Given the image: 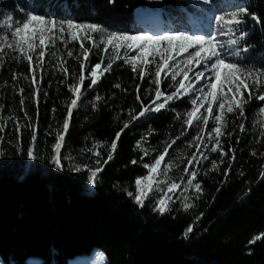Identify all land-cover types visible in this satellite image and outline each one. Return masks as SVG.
I'll return each mask as SVG.
<instances>
[{
    "label": "trees",
    "instance_id": "16d2710c",
    "mask_svg": "<svg viewBox=\"0 0 264 264\" xmlns=\"http://www.w3.org/2000/svg\"><path fill=\"white\" fill-rule=\"evenodd\" d=\"M210 6L208 11L213 15L246 7L260 18L258 23L251 21V16L245 17L241 29L247 35L232 46L229 58L246 68L264 69V0H210ZM137 7L159 12L163 26L173 31L201 30L196 17L191 18V13L198 14L197 10L184 0H0V26L8 17L19 20L31 11L57 21L97 23L106 31L136 34L139 32L135 20ZM238 37L236 33L233 38ZM236 49L247 50L236 55ZM95 62L98 60L93 56L92 63ZM74 64L75 61H68L70 69ZM12 68L26 71L27 66L6 64L0 68V83L7 80L11 84L9 69ZM62 78L60 73L52 75L49 68L43 83L48 96L41 95L39 104L35 146L38 158L27 157L31 132L26 128L22 129L20 153L11 123L0 141V151L4 153L0 155V258L6 264H68L69 257L87 254L94 248L104 253V264H264V241L252 245V254H248L249 239L264 232V179L259 176L264 164V158L259 156L264 152V137H260L258 126L264 117L257 115L264 102H250L244 118L245 133L236 129L231 139H225V150L229 144L236 149L235 163L227 179L223 173L231 154L217 170L208 171L211 159L218 163L220 160L219 153H209L210 160L200 166L196 179L202 191L189 189L187 193H177L181 199L161 215L153 207L162 193L153 191L140 207L125 189L134 192L135 179L147 174L142 164L150 163L179 135L183 126L175 119V113L161 110L133 123L122 133L113 159L107 164H103L107 147L99 149L103 170L93 187L88 183L87 171L71 169L77 164L97 166V157L86 150L94 142L110 144L123 122L130 119L128 109L139 111L135 85L140 81L133 78L130 66L119 61L94 89L86 92L74 112L62 148V156H71L72 160L64 159L63 170H58L50 161L54 135L48 136L46 131L50 125L58 128L66 113L64 101L70 94L59 85ZM89 83L85 82V89ZM168 83L165 81L162 89L170 92L173 89L168 88ZM116 84L121 87H114ZM23 86L26 93L30 91L27 83ZM149 87L147 81L141 85L142 99L144 89ZM96 96L101 100L93 109ZM148 99L144 100L145 104ZM0 104L5 105L0 114H14L24 122L19 96L11 87L0 88ZM53 107L57 109L54 114L50 111ZM189 107L187 98L169 105V109L180 112ZM27 108L35 120V107L28 103ZM229 120L234 123H230L228 131H233L240 121L234 116ZM194 134V129H189L188 136L181 137L169 150L166 162L174 163L169 181H179L183 175L187 157L195 151L187 148L186 143ZM237 135L240 143H236ZM142 136L147 137L142 146L150 154L140 161L142 152L136 148V141ZM252 152L257 155L253 156ZM133 159L139 162L132 164ZM183 195L188 196L184 202L193 205L188 210L182 207ZM189 225L193 230L185 235Z\"/></svg>",
    "mask_w": 264,
    "mask_h": 264
},
{
    "label": "snow or ice",
    "instance_id": "6c2138e0",
    "mask_svg": "<svg viewBox=\"0 0 264 264\" xmlns=\"http://www.w3.org/2000/svg\"><path fill=\"white\" fill-rule=\"evenodd\" d=\"M202 3L207 5L210 0H202ZM247 16H251L253 21L260 22V18L250 13L246 7H239L227 14L215 15L216 31L210 35L189 34L188 31H165L163 34L106 31L97 23L57 21L47 15L31 11L26 12L19 20L8 17L0 26V68L12 63L17 66L26 64L27 69L26 71L9 69L11 84L4 80L0 83V88L11 87L19 96V111L23 113L24 122L22 123L21 117L17 115L0 114V141L4 140L5 129L11 123L16 135L17 152L20 153L22 129L26 128L31 132L26 149L27 157L30 160L38 158L35 146L38 140L39 104L41 95L45 98L48 96L43 83L48 75V69L51 68L52 75L60 73L63 76L58 83L70 94L64 101L66 113L60 126L53 128L50 125L49 130L46 131V135H54L50 161L56 169L63 170L62 161L72 160L71 156H62V148L74 112L80 107L86 92L94 89L105 74L113 70L117 62L123 61L125 65L130 66L133 78H138L140 81L135 85V99L140 105L139 111L128 109L130 119L123 122V126L116 131L115 138L110 144L107 141L94 142L92 147L86 150L97 157L95 168L87 164H77L71 170L87 171L88 183L95 187L98 174L103 170L100 159L102 153L99 149L107 147V159L103 160V164H107L113 159L122 133L133 123L151 113L171 110L175 113V119L181 122L182 130L150 163L142 164L147 174L135 179V191L125 189L126 194L140 207L144 206L153 191L162 193L156 198L153 210L163 215L170 210L172 204L181 199L177 193H187L189 189L196 193L202 191L201 184L196 182V179L200 166L210 160L209 153H219L220 160L218 163L216 159H211V167L208 171L217 170L219 164L231 154L228 167L223 173L227 179L235 163L236 149L229 144L225 150V139H231L236 129L239 133H245L244 118L250 102L253 100L264 102V69L246 68L239 63L228 62L220 51L225 44L229 47L238 45L247 35L241 29ZM236 33H239V37L233 38ZM220 36H228L229 39L222 42L218 39ZM246 50L236 49L235 54L238 55L240 51ZM93 56L97 57L98 62L92 63ZM69 60L75 61L71 69L68 66ZM86 81H90L87 89L84 87ZM145 81L150 87L144 89L142 99L141 85ZM165 81H169L168 88L173 89L172 91L162 89ZM24 83L30 88L27 93ZM51 83L52 81L49 80V85ZM114 87L120 88L121 85L116 84ZM123 90L128 91L126 88ZM149 97L151 99H148ZM183 98H187L190 105L187 110L180 112L169 109L171 103ZM145 99H148L147 104L144 102ZM100 100V96L94 97L93 109ZM28 103L36 109L35 120L29 115ZM4 108L5 105L0 104V111ZM50 111L54 114L57 109L53 107ZM257 115L264 117V106L259 107ZM230 116L240 121L235 124L233 131H228L230 123H234L229 120ZM258 126L260 137H264V119L259 121ZM189 129L196 131L187 141L186 146L189 149L194 148L195 151L187 157L180 180L169 181L168 174L172 171L174 163L166 162V157L181 137L188 136ZM146 142V136L136 141V148L142 152L140 161L150 154L148 149L142 146V143ZM236 143H240L239 135L236 137ZM3 154L0 151V155ZM251 154L257 155L256 152ZM259 156L264 158V152H260ZM138 162L136 159L131 161L132 164ZM161 176L164 178L161 179ZM259 176L264 179V164L261 165ZM162 185L166 187L162 188ZM187 200L188 196L183 195L184 210L193 206L184 202ZM192 230V226L189 225L185 235ZM260 241H264V232L249 239V255L252 254L251 246ZM98 259L102 260V256Z\"/></svg>",
    "mask_w": 264,
    "mask_h": 264
},
{
    "label": "rangeland",
    "instance_id": "374dc122",
    "mask_svg": "<svg viewBox=\"0 0 264 264\" xmlns=\"http://www.w3.org/2000/svg\"><path fill=\"white\" fill-rule=\"evenodd\" d=\"M184 1L197 10L198 14L191 13V18L196 17L195 22L201 28V30L198 29V31L189 32V34L210 35L216 31V25L214 21L215 15L208 11L211 9L210 3L207 5L203 4L202 0ZM231 11H227V13ZM135 20L139 30L138 33L148 32L149 34H163L165 31H173L171 28L168 29L163 26L160 13L154 10H146L141 7H137ZM218 39L223 42L227 41L229 37L220 36ZM220 51L222 57L225 58L226 61L232 62V60L229 58L232 54V46L229 47L227 44H225V46L221 48ZM194 131L196 130L194 129ZM101 256L102 260L98 259ZM67 261L68 264H104L106 258L101 249L94 248L87 254H77L69 257ZM0 264L6 263L0 258Z\"/></svg>",
    "mask_w": 264,
    "mask_h": 264
},
{
    "label": "water",
    "instance_id": "95a60500",
    "mask_svg": "<svg viewBox=\"0 0 264 264\" xmlns=\"http://www.w3.org/2000/svg\"><path fill=\"white\" fill-rule=\"evenodd\" d=\"M251 19V18H250ZM251 21H253L252 19H251Z\"/></svg>",
    "mask_w": 264,
    "mask_h": 264
}]
</instances>
